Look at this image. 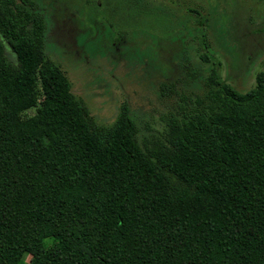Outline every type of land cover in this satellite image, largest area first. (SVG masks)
<instances>
[{
  "label": "trees",
  "instance_id": "obj_1",
  "mask_svg": "<svg viewBox=\"0 0 264 264\" xmlns=\"http://www.w3.org/2000/svg\"><path fill=\"white\" fill-rule=\"evenodd\" d=\"M87 18L89 57L98 38L116 45L112 21ZM48 31L36 0H0V264H264V70L241 92L205 46V94L148 141L127 106L94 120L47 55ZM141 32L158 58L163 41Z\"/></svg>",
  "mask_w": 264,
  "mask_h": 264
},
{
  "label": "rangeland",
  "instance_id": "obj_2",
  "mask_svg": "<svg viewBox=\"0 0 264 264\" xmlns=\"http://www.w3.org/2000/svg\"><path fill=\"white\" fill-rule=\"evenodd\" d=\"M110 1H100L98 11L88 0H36L49 28L47 55L61 66L73 93L99 124L112 125L127 106L141 139L150 141L165 132L172 117H182L194 107L196 97L205 94L212 66L202 57L205 46L221 63L222 78L241 92L255 87L257 74L264 70L261 0H130L135 8L131 11L119 6L112 11L116 0ZM90 12L101 23L113 22L116 44L102 43L100 48L98 38V53L93 57L85 49L92 48V43L81 47L77 35V17L87 21ZM86 26L90 28L89 23ZM97 30L93 29L92 38L99 37ZM141 31L160 37L161 56L153 52L149 56L147 45L156 50V41L139 38ZM180 34L174 47L167 45ZM3 40L7 56L16 61L13 49ZM138 42L141 50H127ZM83 50L87 57L80 60L86 56ZM156 59H161L159 67L152 64ZM34 113L33 109L27 112Z\"/></svg>",
  "mask_w": 264,
  "mask_h": 264
}]
</instances>
